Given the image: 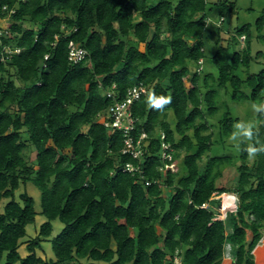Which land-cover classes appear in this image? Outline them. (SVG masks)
<instances>
[{
  "label": "trees",
  "instance_id": "16d2710c",
  "mask_svg": "<svg viewBox=\"0 0 264 264\" xmlns=\"http://www.w3.org/2000/svg\"><path fill=\"white\" fill-rule=\"evenodd\" d=\"M235 11V1L0 0V18H9L0 50L21 49L0 61V201L10 199L0 213V264H222L228 244L233 264H255L264 237V68L249 72L248 44L232 47L240 35L250 42L249 24L236 27L226 46L218 37L212 57L216 85H230L234 99L260 105V128L241 145L232 188L217 185L230 157L210 154L213 132L204 133L211 125L207 114L217 108L209 82L215 77L198 70L206 56L205 19ZM70 41L88 51L84 61L69 60ZM241 65L246 78L237 74ZM139 82L149 92L132 108L138 132L152 137L144 169L145 179L156 182L149 186L122 171L133 160L121 153L123 135L99 119L112 104L104 89L116 84L122 97ZM238 121L227 109L220 133L232 134ZM160 129L174 148L173 160L183 155V171L160 170ZM28 181L41 190L48 220L23 256L27 226L38 214L27 192L15 198ZM224 192L236 194L239 204L222 220L221 200L213 197ZM56 219L64 227L51 237ZM46 240L55 254L50 260L37 253Z\"/></svg>",
  "mask_w": 264,
  "mask_h": 264
},
{
  "label": "rangeland",
  "instance_id": "374dc122",
  "mask_svg": "<svg viewBox=\"0 0 264 264\" xmlns=\"http://www.w3.org/2000/svg\"><path fill=\"white\" fill-rule=\"evenodd\" d=\"M218 1H228L236 3V11L229 15L224 16V22L221 26L220 33L217 34V26L216 24L210 25L208 30L206 31L205 36V63L202 65L201 76H205L208 73H212L215 77V80L210 78V86L214 87L217 92H215V103L217 108L215 109L214 113H208L207 119L210 125V128L204 133H211L213 132V139L215 141L214 146L210 154L215 155H224L228 156L231 159V163H225L223 168V177L220 178L223 185H226L228 188H231L235 183L237 172V166L240 163V150L241 145L243 142L250 140L248 137L249 132L253 129L260 128V121L257 117L260 105L255 104L252 101L245 100L242 98L234 99L231 95V86L228 85L227 87H218L216 85V78L218 75V70L213 63L212 57L216 54L218 49L217 45V38L221 37V44L226 46L232 34L235 33L236 27H241L244 24H249L250 32H251V39L250 42L243 41L240 39V36H237V44L233 49L239 51L241 48L246 47V44L250 47V54L252 57V63L250 66L249 72L251 73H258L264 68V0H208L209 3H215ZM213 18V17H212ZM214 19H219L218 15L214 17ZM261 23L262 28L259 27L258 23ZM9 25V18L2 19L0 18V27H8ZM9 28V27H8ZM7 28V29H8ZM9 31V30H8ZM215 33V34H214ZM247 33V32H246ZM236 34V33H235ZM237 35V34H236ZM141 49L144 50V45L141 44ZM190 67L192 71H195L197 65L195 63H190ZM247 71L241 65L237 70V74L241 77H247ZM245 89V88H244ZM249 91V89H245ZM264 94V91H263ZM230 110L232 117L238 118V122L234 126V131L232 134H225L220 133V129L218 127V121L221 118L222 114L226 110ZM169 121L172 125L175 124V117L173 112L169 113ZM23 136L28 138V133L24 131ZM31 159L35 157V152L32 149H27L26 152ZM183 155L176 161V168H179L180 171H183ZM255 159V155H252L248 160L249 165L252 166L253 161ZM23 192H27L31 197L35 200V209L38 212L36 221L33 224L27 226V237L23 241L24 244L20 248V252L23 256L28 254L26 249V243L29 239L33 238L37 235L41 225L46 222L48 219L45 215L42 214V197H41V190L39 187L33 182L28 181L26 183H21L20 188L15 193L16 200H20V194ZM233 194V193H229ZM222 197V195H221ZM225 198V196H224ZM222 198V202L223 199ZM10 201L9 198H3L0 201V213L4 212V208L6 204ZM239 202L237 199L236 205ZM224 203H221L220 210L222 213L220 214V219L224 220L227 216L229 211H235L236 206H226L224 208ZM53 234L51 237L57 236L64 227V224L59 220L56 219L53 222ZM251 237V232L248 231V239ZM229 250V251H228ZM226 252V260L223 264H230L231 258H233L234 262V255H232L231 248L228 247ZM39 256L46 260H50L55 258V254L52 249L51 241H44L42 249L37 250ZM228 257V258H227ZM230 257V259H229ZM73 264H79L75 262Z\"/></svg>",
  "mask_w": 264,
  "mask_h": 264
},
{
  "label": "built area",
  "instance_id": "2783aa9c",
  "mask_svg": "<svg viewBox=\"0 0 264 264\" xmlns=\"http://www.w3.org/2000/svg\"><path fill=\"white\" fill-rule=\"evenodd\" d=\"M3 11L8 10L7 5L2 6ZM15 13L14 9H10L9 18ZM6 19V18H3ZM224 21V18H220L218 21L208 17L205 19L207 27L212 24L220 26ZM8 27H0V38L1 36L8 34ZM241 40H245L246 36H240ZM20 48H13L11 46H3L0 50V61H5L10 58L12 54L20 53ZM69 60L72 63H80L84 61L88 56V51L76 44L74 41L69 43ZM49 55H46L45 59H48ZM204 60L200 59L199 68L202 69ZM44 66H46L44 64ZM102 88V83H100ZM149 92L148 87L143 83L139 82L129 87L124 96L118 97L116 84L111 88L103 90V93L108 98L112 99V104L104 112L99 114V118L103 121L105 127L112 131L118 130L123 135V147L121 153L132 158V161H127L122 165V171L129 173L136 177V181H145L146 185L149 186L156 181H150L145 179L144 163L146 155L150 152L149 147L151 145L152 137L146 131L138 132L137 118L134 116L133 105L138 102L144 95ZM155 137L161 140V157L164 162L163 166L160 167L162 172L167 171L169 167L172 169L176 168L174 161V148L171 142L167 141V134L163 130H157ZM171 162V164H167ZM237 209V208H236ZM235 209V210H236Z\"/></svg>",
  "mask_w": 264,
  "mask_h": 264
},
{
  "label": "crops",
  "instance_id": "0c3cea01",
  "mask_svg": "<svg viewBox=\"0 0 264 264\" xmlns=\"http://www.w3.org/2000/svg\"><path fill=\"white\" fill-rule=\"evenodd\" d=\"M222 172H223V170H222ZM222 177H223V175H222ZM222 177H220V178H222ZM220 178L217 180V185H218V187H226V188H228L226 185H223L222 181H220ZM237 179H238V174L236 175L235 180H233L234 183L237 181ZM235 184H236V183H235ZM235 184H234V185H235ZM234 185H233L232 187H234ZM232 187H231V188H232ZM229 193H230V192H224V193H222V194H220V195L215 194L213 198H214V199H220V200H221V203H224V200H225L224 196H225V194H229ZM221 195H222V197H221ZM229 195H231V197H234L233 201L231 202L232 205L237 206V205L239 204V202H238L237 205H236L237 199L239 200L238 196H237L236 194H229ZM222 198H224V199H223V202H222ZM229 206H231V205H229ZM219 212H220V214L222 213V211L220 210V208H219ZM220 217H221V216L219 215L218 218H220ZM259 246L264 247V237L261 239L260 243L257 245V247L255 248V250H256ZM228 247L231 248L230 244L227 245V248H228ZM227 248H226V250H228ZM255 250H254V255H255ZM227 258H228V257H227ZM229 259H230V257H229ZM225 260H226V256H225V259H224L223 262H225ZM222 264H223V263H222ZM230 264H233V258H231V263H230ZM255 264H257V262H256V255H255Z\"/></svg>",
  "mask_w": 264,
  "mask_h": 264
},
{
  "label": "bare ground",
  "instance_id": "6f19581e",
  "mask_svg": "<svg viewBox=\"0 0 264 264\" xmlns=\"http://www.w3.org/2000/svg\"><path fill=\"white\" fill-rule=\"evenodd\" d=\"M233 199H234V197H231V195L225 194V200H224V204H223L224 208L226 206L232 205L231 202L233 201ZM255 255H256V262H257V264H264V247L259 246L255 250Z\"/></svg>",
  "mask_w": 264,
  "mask_h": 264
},
{
  "label": "clouds",
  "instance_id": "9594fccd",
  "mask_svg": "<svg viewBox=\"0 0 264 264\" xmlns=\"http://www.w3.org/2000/svg\"><path fill=\"white\" fill-rule=\"evenodd\" d=\"M100 119V118H99ZM238 207V205L236 206V208ZM236 211V210H235Z\"/></svg>",
  "mask_w": 264,
  "mask_h": 264
}]
</instances>
